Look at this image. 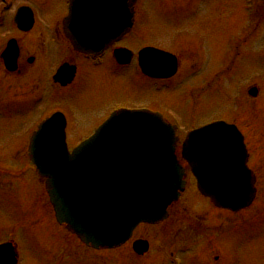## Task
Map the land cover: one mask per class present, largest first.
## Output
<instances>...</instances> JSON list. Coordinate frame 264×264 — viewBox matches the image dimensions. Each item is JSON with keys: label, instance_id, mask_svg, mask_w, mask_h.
<instances>
[{"label": "rangeland", "instance_id": "rangeland-1", "mask_svg": "<svg viewBox=\"0 0 264 264\" xmlns=\"http://www.w3.org/2000/svg\"><path fill=\"white\" fill-rule=\"evenodd\" d=\"M12 1L14 3L8 11L6 23L0 28L2 48L10 37L21 36L12 25V18L21 5H33L39 22L42 21L33 36L39 37L44 33L48 37L53 33V26L62 14L59 1ZM164 5L157 1H149L144 5L142 11H139L140 19L135 31L126 44L129 47L156 45L178 51L181 56L180 75L173 78L172 82L168 81L171 82L169 84L139 78L133 72L134 66L125 67L120 72L116 66L107 63L100 66L87 65L83 67L84 71L75 87L67 91H56L48 82V95L45 93V99L38 102L41 104L36 107L35 95L44 94L45 91H26L22 87L31 77L37 81L34 75L37 72H33V67L28 68L24 64L20 76L5 74L0 67V169L13 168L18 171L25 167L28 161L26 140L45 114L49 115L53 110L62 108L69 113L75 124L77 119H74L73 112L80 107H87L84 110L85 120L92 123L111 107L127 104L149 106L161 110L171 120L178 119L181 123L179 135L183 140L186 130L200 127L209 121L222 118L237 122L249 134L255 164H261L258 160H263L264 164V10L260 8L261 17L251 16V19L246 10L248 0H209L208 15L201 13L194 20V16L190 19V15L184 12L182 2ZM261 6L264 7V0ZM249 28H255L256 32L246 40L251 41L255 36L252 40L255 49L249 52L241 40L240 54H235L233 61L226 62L231 53L232 47L229 44H232L233 38L243 35ZM20 38L23 43L27 40L25 35ZM47 47L50 57L60 48L52 41H49ZM191 59L205 67L198 71L197 68L193 69L195 64ZM28 70L32 74L30 77L26 74ZM49 73L50 69L47 68L42 76ZM185 77L188 79L179 84ZM37 82L42 85L45 81L40 79ZM156 85L162 89L156 91ZM250 85L259 87L257 98L244 94L243 88L245 90ZM78 128L73 125L71 130L78 137L84 136V131L88 130ZM261 177L263 183L264 171ZM190 188L183 199V202L194 201L188 205L187 217L191 214L195 219L200 218L206 228L210 223L203 219V213L214 211L194 195L193 186ZM42 189L33 171L19 176L0 171V241L4 243L11 237L16 239L24 258L21 264H170L171 249L180 253L183 264H205L202 258H192L190 253H194L193 257L199 253L205 258L207 253L201 254V249L207 236L190 229L188 232L186 222L168 226L166 221L157 227L140 228L137 237L144 235L151 242V249L143 258L132 253L124 257L125 247L111 251L90 249L76 236L65 231L62 233L53 224L50 206L43 205ZM260 201L261 213L256 211L247 214V222L240 227L235 225L243 220L233 219L229 223L232 216L223 214V226L221 224L215 236L219 242L217 248H221L218 251L223 250L225 261L230 258L226 264H264V185ZM35 217L38 220H33ZM212 218L213 214H209V220ZM187 232L189 237L192 236L190 243ZM189 244L192 249L188 247ZM217 248L207 252H215Z\"/></svg>", "mask_w": 264, "mask_h": 264}, {"label": "water", "instance_id": "water-1", "mask_svg": "<svg viewBox=\"0 0 264 264\" xmlns=\"http://www.w3.org/2000/svg\"><path fill=\"white\" fill-rule=\"evenodd\" d=\"M94 6L85 15L80 14L83 22L79 25L80 7L72 3L68 19L71 29L80 28L70 37L84 52L97 51L132 25L130 13L126 28L118 23L106 28L108 19L113 23L120 21L116 11ZM16 20L21 29H30L31 9H19ZM105 31L109 33L105 35ZM13 45L11 50L16 54L18 48L15 42ZM144 52L159 57L162 64H170L163 65L156 75L169 77L175 73L176 62L172 58L162 52ZM123 57L119 58L122 62ZM146 59L150 63V58ZM149 66L153 71L152 64ZM61 119L55 115L45 121L31 145L33 162L39 173L48 177V190L60 222L67 223L87 244L100 248L120 245L140 221L156 222L166 217L167 206L183 188L184 171L175 155V127L158 114L119 112L70 153L65 142V121ZM238 154L246 155L242 140L237 130L224 122L191 132L184 143L183 155L198 178L200 190L217 204L233 209L245 206L251 195H232L235 180L225 175L212 176L209 168H214L217 156L224 157V164ZM12 247H0V264H16ZM135 247L140 253L148 248L142 241Z\"/></svg>", "mask_w": 264, "mask_h": 264}, {"label": "flooded vegetation", "instance_id": "flooded-vegetation-1", "mask_svg": "<svg viewBox=\"0 0 264 264\" xmlns=\"http://www.w3.org/2000/svg\"><path fill=\"white\" fill-rule=\"evenodd\" d=\"M50 0H31V3L34 2H39V3H47ZM53 2H58L61 4L62 6V14L61 16L56 20L55 23L56 25L53 26L52 29V34H50L48 37H46V35L44 33L40 34L39 37H37V35L33 36V33L36 31L37 27H39V23L41 24L42 21L39 22V16L37 13L36 8L32 5L33 10H34V23L31 27V29L27 30V31H22L19 29V27L16 25L14 19H13V27L15 28L16 33H19L21 36L25 35L27 37V40L25 43L22 42L21 40V36H12L9 38V40L11 38H16L18 40V45L20 48V55L18 58V75H21V73L23 72V67L24 64H26V66L28 68L33 67V72H37V74H34L35 77L38 80H43L45 82H42V85L40 84V82L35 81V78L32 79V77L30 78V81H28L26 83L24 87V89L26 91H32V90H44L46 92L49 91V86H48V82L50 83V86L53 87L56 91H67L73 87H75V84H77L78 79L81 77L82 72L84 71L83 67L85 66H100V64H104L107 63L108 65L112 66H116L118 71L122 72V69H124L125 67H132L133 68V72H135L137 75L140 73V71L138 70V55L137 52L148 45H135L133 47H129L126 42L127 39L133 34V32L135 31L136 25L138 20L140 19V13L142 11V8L144 7L145 4H147L149 1H157V2H162L166 5L170 4L171 2H177V4H179V2L183 3L185 9L184 12L186 14L190 15V19L194 16V20L195 17L201 13L208 15V7L207 4L209 5V0H136L134 3V24L133 27L127 32L125 33L123 36H121L120 38H118L117 40H115L114 42H110L103 50H101L100 52H97V54L95 53H84L82 51H79L78 49L75 48V46L73 45L71 39L69 38V33H70V29L67 26V17L69 15V5L73 0H52ZM85 1H90V0H85ZM102 3H123V2H130V0H96ZM252 1L256 0H248V3H252ZM164 5V6H166ZM248 10V9H247ZM249 11V10H248ZM15 16V15H14ZM13 16V18H14ZM139 16V17H138ZM12 18V17H11ZM47 24V21L45 22ZM1 27V26H0ZM247 32V33H246ZM243 36L238 35L239 37H234L232 40V44L231 45V53L229 54V57L227 58V61H233L232 58H235L234 55L240 54L241 51V40L242 43H245L244 46L246 45V50H249V52H251V50L255 49L254 48V42L252 40H254L255 36L252 38L251 41L246 40V38H249V35H255V28L251 29L249 28L246 31ZM18 34V35H19ZM30 36V37H29ZM29 37V38H28ZM8 40V39H7ZM49 41H52L55 45H58L60 48L57 49L58 51H55V55L53 57H50L51 55H49V51H48V43ZM248 41V42H246ZM47 44V45H46ZM6 46V44H5ZM5 46L2 45L0 46V50H4ZM156 46V45H153ZM159 47V46H156ZM2 48V49H1ZM120 48H130L131 50L134 51V56L132 58V61L129 64H120L114 57V51ZM137 48V49H136ZM2 51H0V67H2L4 65V62L1 58V53ZM173 51V50H171ZM179 58V62L181 61V56L179 54L178 51H173ZM254 52V51H253ZM254 55V53H253ZM237 57V56H236ZM231 58V59H230ZM241 58V55H240ZM238 57V61L240 62V59ZM193 63H196L194 59L190 60ZM73 67L74 68V75L73 78L71 80L68 81V73L66 76L63 75H59L58 79H56V74L58 72V69L60 67ZM36 68V69H35ZM50 69V73L43 77V71L44 73L46 72V69ZM67 72V71H66ZM23 74V73H22ZM26 74L32 75L30 74V70H28L26 72ZM148 80L155 82V83H159L160 80L159 79H152L147 77ZM157 87L155 88L156 91L159 90V86L156 85ZM50 91H53L52 88H50ZM48 95V93H46ZM101 101V100H99ZM39 106V105H38ZM123 107H128V108H142V107H147V106H129L127 105H123ZM120 107L117 108H110L109 110L104 111V115L103 116H98L97 120H94V122L89 123L88 120H85V112L84 110L87 109V107H80L78 109H76L75 112H73V116L74 119L76 118L77 122L75 124L72 123L71 117L69 116V113H67L64 109H55L52 112H56V111H61L65 114L66 116V120H67V132L68 134H71L70 137L68 138V142L71 144H78L79 142H81L84 138H86L90 133H92L93 131H95V129L109 116L110 112L118 109ZM150 108V107H147ZM79 126L80 129H86L88 128L87 132H85L84 136L82 137H78L77 134H73L72 130V126ZM78 128V129H79ZM89 133V134H88ZM88 134V135H87ZM245 134V139L247 141V144L249 146V134L246 135V132L244 131ZM253 150L251 149V147L249 146V161H248V166L250 169H252L254 176L256 177V181H258V177H260L261 172L260 171L262 169V163L259 165H256L253 158H255V156H253L254 154H252ZM5 172L6 170L3 169ZM1 171V169H0ZM7 173V172H5ZM189 186H187L185 193L188 192ZM44 190H42V195L41 198H43V200L45 201L43 205L46 204V206L48 207V205L50 206L49 202H48V196L46 193L43 192ZM195 196L196 193H194ZM185 194H183V196L181 197V199L176 203V204H172L170 206V210H169V216H168V226H171L172 224L175 223H182V222H186V229L188 231V229L190 230H194L195 232L199 233H205L207 236V241H203V245H202V249H201V254L207 253L206 257H202V255H199V257L201 256V258L204 260L205 264H221L222 262V256L220 255V252L218 251L219 248L218 247V240L217 237L215 236V234L218 233L220 226H221V221H222V211L219 213L217 210V207H213L215 209H211L212 211H214V213L210 212V211H205L203 213L204 218L206 219V221L208 223H210L208 225V227L204 228L203 225V220L199 219H195L193 217V215H189L187 217V210H188V205L191 203H194V201L186 200L187 202H183ZM188 203V204H187ZM208 207H212L211 205H207ZM51 209V206H50ZM219 210V209H218ZM43 214H45V209L42 210ZM52 212V209H51ZM53 213V212H52ZM51 213V218L53 221V224L61 229L63 226L59 225L54 218V214ZM209 214H213V218L209 220ZM239 214V212L237 213ZM38 215V214H37ZM46 215V214H45ZM202 218V216H201ZM33 220H38L36 217ZM38 222V221H37ZM212 223V224H211ZM142 226V225H140ZM139 226V227H140ZM189 226V228H188ZM211 226V228H210ZM189 232V231H188ZM188 232L187 234V239H188V243H190L192 241V236L189 237ZM191 233V231H190ZM146 236H140V238H145ZM134 238H136V236H134ZM63 241V238H62ZM151 246V245H150ZM188 247L190 248V244L188 245ZM192 248V247H191ZM215 248L216 251L209 253L207 252V250H211L213 251ZM166 249H170V247H166ZM132 253V240H130L129 242L126 243L125 245V250H124V257H129V254ZM198 257V258H199ZM209 262H208V261Z\"/></svg>", "mask_w": 264, "mask_h": 264}]
</instances>
